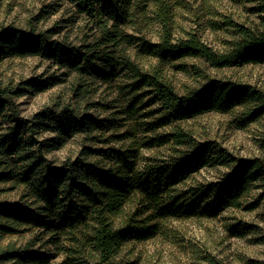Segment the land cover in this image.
<instances>
[{
  "label": "trees",
  "instance_id": "1",
  "mask_svg": "<svg viewBox=\"0 0 264 264\" xmlns=\"http://www.w3.org/2000/svg\"><path fill=\"white\" fill-rule=\"evenodd\" d=\"M67 1L92 25L87 40L73 44L52 39L58 33L54 28L35 32L7 26L0 29V60L8 56H38L73 72L79 79L125 73L133 81L132 92L147 88L148 95L152 94L159 103L160 116L150 129L192 114L238 113L239 127L259 126L264 154V92L249 85L210 79L204 86L179 95L158 67L144 71L131 57L132 36L123 28L130 19L144 15L141 7L148 0ZM155 1L154 13L161 34L156 43L141 44L147 54L159 61L190 55L217 69L264 62V0H251L255 3L254 12L261 16L263 29L252 31L235 26L238 38L221 52L190 32L173 41L166 1ZM26 86L43 92L49 83L34 79ZM22 93L10 94L9 90L0 89V196L14 193L17 197L13 201L0 198V264H120L117 257L125 238L153 234L143 226L145 219L139 218L141 215L128 212V203L140 197L158 207L162 200L170 198V187L211 159L210 145L194 149L191 135L175 130L156 141L159 145L171 141L179 149L167 160L148 161L139 170L127 152L114 149L106 153L113 165L105 168L82 158L54 166L45 157L48 148L38 139L39 131L50 130L58 136H91L102 130L103 120L76 112L80 107L70 104L58 112L45 108L31 118H23L15 102ZM88 93L87 86L73 87L75 98H84ZM228 162L223 160L222 164ZM233 162L235 165L220 180L194 192L185 214L190 215L194 207L203 203L212 212L238 207L239 200L256 184L264 197V156L236 158ZM178 201L177 197L170 198L168 206L159 207V217L179 209ZM23 234L27 239L21 246L1 244L5 236ZM37 245L39 249L34 250ZM43 248L46 250L40 252Z\"/></svg>",
  "mask_w": 264,
  "mask_h": 264
},
{
  "label": "rangeland",
  "instance_id": "2",
  "mask_svg": "<svg viewBox=\"0 0 264 264\" xmlns=\"http://www.w3.org/2000/svg\"><path fill=\"white\" fill-rule=\"evenodd\" d=\"M163 1L168 7L173 41L190 32L221 52L231 40L238 38L235 26L252 31L263 29L261 16L254 12L255 3L251 0ZM156 3L155 0L144 3L140 11L144 15L130 19L123 28L132 36L129 53L142 70L158 67L179 95L204 86L210 79L249 85L264 92V62L217 69L195 56L159 61L147 54L141 43H156L161 34L154 13ZM7 26L35 32L54 28L58 33L52 39H65L73 44L87 40L92 28L88 19L78 14L67 0H0V29ZM34 79L46 80L49 87L37 92L26 86ZM75 85L87 86L89 93L84 98H75ZM0 89L9 90L10 94L23 92L15 102L20 116L26 119L45 108L58 112L63 105L70 104L80 107L76 112L103 120L102 130L91 136L68 133L58 136L50 130L39 131L38 139L48 148L45 157L54 166L82 158L105 168L113 165L106 153L114 149L127 152L139 170L148 161L167 160L179 149L171 141L161 145L156 141L175 130L190 134L194 149L210 145L209 163L167 191L170 198L179 199V209L172 208L173 214L159 217V207L169 205L170 198L165 196L158 207L140 197L128 203V212L141 215L139 218L145 219L143 226L153 234L125 238L117 257L120 264H264V197L258 184L239 200L238 207L227 206L220 212H212L203 203L194 207L190 215L185 214L194 192L200 186L220 180L235 165L233 160L264 156L258 125L241 128L238 113L205 112L150 129L160 116L159 103L152 94L148 95L147 88L132 92L133 81L125 73L79 79L73 72L38 56H8L0 60ZM223 160L229 161L228 165L222 164ZM13 194H2L0 198L16 200ZM26 236H5L1 244L21 246ZM37 249L38 245L34 250Z\"/></svg>",
  "mask_w": 264,
  "mask_h": 264
}]
</instances>
